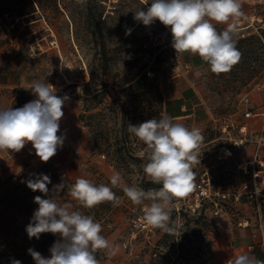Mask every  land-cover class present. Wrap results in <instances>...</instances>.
<instances>
[{"label":"rangeland","instance_id":"obj_1","mask_svg":"<svg viewBox=\"0 0 264 264\" xmlns=\"http://www.w3.org/2000/svg\"><path fill=\"white\" fill-rule=\"evenodd\" d=\"M13 2L22 10L10 9ZM148 6L150 0L149 5L141 0H86L84 4L58 0V7L40 6L34 0H0V109L19 108L36 99L29 89L35 80L54 85L57 95L70 97L63 110L75 108L72 120L61 119L58 135L65 134L66 142L48 162L33 165L38 157L28 147L1 168L0 264L13 260L35 264L28 249L50 257L49 249L59 239L52 233H42L39 239L28 237L26 226L38 208L34 197L48 198L27 187L33 174L50 177L49 196L64 179L66 188L54 194L57 202H71L93 216L102 224V234L120 245L115 256L98 251L100 264H156L157 256L165 260L163 264H202L221 229L229 223L236 225L234 207L216 215L212 200L198 201L196 192L203 179L239 185L245 177L232 155L238 149L233 148L230 136L239 134L246 107H264V68L247 78L249 68L263 66V48L258 49L257 59L247 57L246 63H237L230 72L214 74L208 81L215 117L201 129L208 142L201 149L200 163L193 165L195 187L176 202L172 212V218L179 217L183 224L180 236L145 224L142 207L133 205L120 188L113 189L124 197L116 207L105 202L84 209L68 194L78 177L110 184L114 169L129 185L136 182L145 190L160 187L146 184L149 179L141 167L147 162L146 147L127 131L128 123L137 125L166 114V82L181 70L170 30L159 21L146 27L133 19L135 11ZM242 6L247 19L239 22L240 35L260 32L264 0H242ZM216 27L222 31L226 25ZM129 28L131 34L126 35ZM71 123L78 127L73 136ZM20 161L24 165H19V172L10 173V164ZM28 165L33 169L23 176ZM109 208L113 212L106 217ZM154 248L158 253H152Z\"/></svg>","mask_w":264,"mask_h":264},{"label":"clouds","instance_id":"obj_2","mask_svg":"<svg viewBox=\"0 0 264 264\" xmlns=\"http://www.w3.org/2000/svg\"><path fill=\"white\" fill-rule=\"evenodd\" d=\"M77 2L84 4L86 0ZM141 2L149 5V0ZM133 19L146 27L159 21L170 30L171 46L176 53L198 55L214 74L230 72L242 58L237 47L239 22L247 19L242 0H150V6L135 11ZM218 24L226 27L218 31ZM131 31L129 28L126 35ZM29 89L36 99L19 108L0 109V150L20 152L31 143L35 155L46 163L63 146L64 136L58 133L63 108L70 97L57 95L54 85L39 80L32 81ZM127 131L146 147L147 162L141 165L143 174L160 187L145 190L136 182L129 185L114 169L110 184L76 178L68 187L69 196L84 209L105 202L116 207L126 197L133 205L142 207L141 220L145 224L165 234L180 236L183 224L179 217L172 218V212L176 202L195 187L193 165L201 160L205 142L202 130L189 128L177 118L164 114L137 125L128 123ZM130 166L136 168L135 164ZM33 176L26 181L27 187L48 198L34 197L38 208L26 226L28 237L39 239L42 233L59 236L49 249L50 257L28 249L35 264H100L98 251L109 257L118 253L120 245L102 234L103 226L93 216L84 214L71 202H57L54 194L64 191V179L53 186L49 196L50 177L42 173ZM139 178L137 173L136 179ZM114 188H120L124 197L118 196ZM262 189L264 186L256 187L255 194L259 196ZM12 264L21 262L13 260ZM233 264H264V260L241 254Z\"/></svg>","mask_w":264,"mask_h":264},{"label":"crops","instance_id":"obj_3","mask_svg":"<svg viewBox=\"0 0 264 264\" xmlns=\"http://www.w3.org/2000/svg\"><path fill=\"white\" fill-rule=\"evenodd\" d=\"M178 66L181 67V70L176 73L177 76H170L168 82H166V114L177 118L189 128H206L215 117L213 109L214 95H212L208 83L214 73L210 71L209 66L198 55L188 53H180V65ZM255 108L258 110L257 113L253 116L244 117V123L248 128V140L246 143L238 146L233 141L231 142L232 146H234L233 148L238 149V151L232 154L237 163L247 162L253 159L257 151L259 152L260 158L264 160V107L262 109ZM63 111L64 116L70 117V120H72L75 108L69 106ZM75 124H70V136H73L78 128L74 126ZM62 135L64 136L65 143L67 136L65 134ZM237 135H240V133ZM39 162L40 159L35 158L32 164L37 165ZM19 165L24 164L22 161L11 163L10 173L19 172ZM29 166L23 172V176L28 175L33 169ZM237 208L245 214H249L252 211V206L249 202L237 203ZM225 226L214 239L209 256L202 264H233L234 259L241 254L254 256L249 249V242L251 241L250 230L232 223L226 224Z\"/></svg>","mask_w":264,"mask_h":264},{"label":"built area","instance_id":"obj_4","mask_svg":"<svg viewBox=\"0 0 264 264\" xmlns=\"http://www.w3.org/2000/svg\"><path fill=\"white\" fill-rule=\"evenodd\" d=\"M245 100L249 103L250 97L246 96ZM257 111L255 107L248 106L245 108L244 114L246 117L253 116ZM228 126L229 124H226L225 129ZM239 133L240 135L231 137L233 143L238 146L248 140V128L245 123L239 125ZM28 147L32 148L31 143L27 144L20 152L0 150V172L9 158L11 162L12 158L18 156ZM238 167L246 176L239 185L223 184L211 181L209 178L203 179V182L198 184L197 200L201 201L203 198L209 197L216 215L228 212L229 208L234 207L236 225L250 230V251L256 258L264 260V189L261 190L259 196L255 194L256 187L264 186V160L260 158L257 151L253 159L238 163ZM240 202H249L252 211L249 214L242 212L237 208V203Z\"/></svg>","mask_w":264,"mask_h":264},{"label":"trees","instance_id":"obj_5","mask_svg":"<svg viewBox=\"0 0 264 264\" xmlns=\"http://www.w3.org/2000/svg\"><path fill=\"white\" fill-rule=\"evenodd\" d=\"M38 5L40 6H45V5H49V4H53L54 6L58 7V0H34ZM16 12L21 11L22 7H20V5L17 2H13L12 3V8H10ZM237 47L238 49L241 51L242 53V58L238 63H246L247 62V57H251L254 55V57L257 59L258 56V49L263 48L264 49V28L261 29L260 32H252L249 33L247 35L241 36L240 32L237 36ZM264 68V64L263 66H258L257 64L254 65L252 68H249V70H247V78H251L252 76L256 75L257 73H259L263 68ZM34 178V176H33ZM146 184L150 187V185H152V183L150 182V180H146ZM98 211V209H97ZM109 212V213H108ZM113 209H107L105 211V215L106 213L107 216L106 217H110V214H112ZM98 213V212H97ZM105 215L103 217H105ZM102 215H100L101 217ZM152 253H158L156 248L153 249ZM155 259V263L156 264H163L165 263V260L161 257H154Z\"/></svg>","mask_w":264,"mask_h":264}]
</instances>
